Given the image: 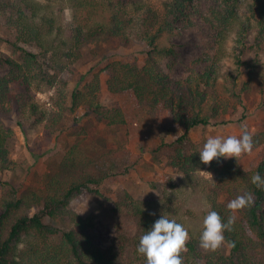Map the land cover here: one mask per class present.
Listing matches in <instances>:
<instances>
[{"label":"trees","instance_id":"trees-1","mask_svg":"<svg viewBox=\"0 0 264 264\" xmlns=\"http://www.w3.org/2000/svg\"><path fill=\"white\" fill-rule=\"evenodd\" d=\"M163 3L159 12L146 0H0V39L11 44L15 52V56L0 55V172L13 165L8 148L13 130L4 121L15 116L20 126L32 120L51 124L48 130L52 133L58 131L60 116L42 110L33 92L53 84L50 71L64 60V50L78 56L81 47L98 41L146 43L145 66L113 61L105 84L110 93L129 92L137 105L146 106L159 131L167 132L174 125L183 128L184 134L176 138L178 144L188 140L195 127L229 123L219 119L220 113L242 101L239 85L247 65L241 56L250 44L248 40L264 57V0H221L219 8L211 9L206 21L213 35L206 44V66L201 73L192 69L184 79L171 75L179 62L177 45L160 47L158 41L186 19L192 0ZM65 8L71 14V22L66 24L62 15ZM233 35L240 44L236 67L224 74L219 66ZM251 71L264 96V65ZM99 90L94 84L73 92L67 114L84 107L106 130L114 132L126 125L125 113L117 103L104 104ZM223 93L233 104L222 97ZM261 141L264 132L256 135V143ZM194 162L195 157L178 152L171 165L187 173ZM49 166L43 188L24 195L0 181V264H146V258L137 252L140 237L162 215L183 226L185 218L191 216L182 213L180 205L173 207L169 195L166 202L150 204L121 191L114 205L103 203L88 217H80L70 208L71 202L86 191L101 195L98 186L107 179L106 172L79 142L51 157ZM256 173L264 177V158L251 171L229 160L218 171L216 188L200 190L215 199L208 200L211 207L191 219L194 227L188 251L181 254L183 264H264V187L252 184ZM219 193L230 200L251 193L254 203L237 212L232 230L224 233L225 240L234 246L226 243L215 252H205L200 247L204 217L216 211L227 223L232 215L226 203L216 200ZM103 219L114 224L115 234L109 246L100 248L92 233ZM128 222L133 223V232L126 231Z\"/></svg>","mask_w":264,"mask_h":264},{"label":"rangeland","instance_id":"rangeland-1","mask_svg":"<svg viewBox=\"0 0 264 264\" xmlns=\"http://www.w3.org/2000/svg\"><path fill=\"white\" fill-rule=\"evenodd\" d=\"M164 1L166 0H146V3L162 12ZM220 4L221 0H192L186 19L180 20L171 33L165 32L159 39L160 47L172 44L178 47L179 62L171 74L173 78L184 79L192 69L198 73L204 70L206 44L213 35L206 19L209 18L211 9L219 8ZM55 7L58 8V5ZM62 15L65 24L71 22V14L67 8L62 10ZM248 41L250 44L241 56L247 65V68L244 66V75L239 85V89H242V101L235 108H226L220 113L219 119L223 118L229 123L195 127L188 133V140L181 144L176 142V138L184 134L183 128L174 125L167 132L159 131L146 106L137 105L131 93L114 94L106 87L105 82L110 74L108 65L111 62L145 66L148 49L146 43L119 44L103 40L81 47L78 56L71 50H64V60L50 71L55 79L53 84L42 86L39 91L33 92L34 100L42 110L60 116L56 128L59 130L52 133L48 130L51 124H35L32 120H27L24 126H20L15 116L5 120L4 123L13 130L8 143L13 165L9 170L0 172V181L16 188L20 195L42 189L50 173V158L66 152L71 145L79 142L108 177L98 186L101 195L86 191L71 202L70 208L78 216L88 217L103 203L114 205L121 191L128 192L137 201L150 204L166 202L169 195L173 207L180 205L182 213L186 211L191 215L184 221V227L190 236L194 227L191 219L210 208L208 200L215 199L212 194L205 196V191L200 190L205 186L216 188L218 171L222 165L226 161L236 160L220 158L210 165L203 164L199 153L207 138H227L229 135L240 137L243 129H247L253 137V153L243 155L236 161L244 170L251 171L264 158V141L256 143V135L264 132V96L261 95L251 71L252 67H256L257 71L263 68L264 57L256 49L254 42ZM23 48L34 52L26 46ZM239 48L240 44L233 35L226 44L227 54L219 66L221 73L226 74L235 69ZM2 54L15 56L13 46L0 39V55ZM94 84L99 87V97L104 104L114 102L122 108L126 116L125 126L110 132L84 107L78 108L73 115L67 114L72 93L85 85ZM222 97L233 104L228 94L223 93ZM178 152L195 157L193 167L187 173L171 165ZM201 171L208 172L211 176ZM216 200L228 204L230 198L219 193ZM133 230V223L128 222L126 231ZM114 234V224L105 219L96 224L92 233L96 246L100 248L109 246ZM223 249L227 250L226 247Z\"/></svg>","mask_w":264,"mask_h":264},{"label":"clouds","instance_id":"clouds-1","mask_svg":"<svg viewBox=\"0 0 264 264\" xmlns=\"http://www.w3.org/2000/svg\"><path fill=\"white\" fill-rule=\"evenodd\" d=\"M253 147V137L247 129H243L240 137L210 136L199 153L200 161L205 165H210L211 162L219 161L220 158L238 160L243 155H252ZM203 173L211 176L208 172ZM251 182L258 188L264 187V177H261L259 173L251 177ZM253 203L254 197L251 193L238 195L230 200L227 208L232 215L228 217L227 223L223 222L222 217L216 211H209L203 219L200 247L205 252H215L226 243L234 246L232 242L225 240L224 233L232 230L236 219L235 214L251 207ZM189 239V232L182 224L162 215L155 221L151 230L140 237L137 252L146 258V264H183L181 254L188 251Z\"/></svg>","mask_w":264,"mask_h":264}]
</instances>
